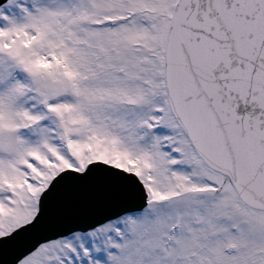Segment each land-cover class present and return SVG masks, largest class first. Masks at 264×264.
<instances>
[{
  "label": "snow or ice",
  "instance_id": "obj_1",
  "mask_svg": "<svg viewBox=\"0 0 264 264\" xmlns=\"http://www.w3.org/2000/svg\"><path fill=\"white\" fill-rule=\"evenodd\" d=\"M0 264H264V0H0Z\"/></svg>",
  "mask_w": 264,
  "mask_h": 264
}]
</instances>
